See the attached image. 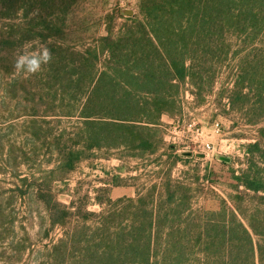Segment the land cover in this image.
I'll return each mask as SVG.
<instances>
[{
  "label": "clouds",
  "instance_id": "obj_1",
  "mask_svg": "<svg viewBox=\"0 0 264 264\" xmlns=\"http://www.w3.org/2000/svg\"><path fill=\"white\" fill-rule=\"evenodd\" d=\"M31 46V43L25 44L23 53L16 58L14 70L17 74H36L42 66L52 61V53L47 45L40 44L35 51L29 50Z\"/></svg>",
  "mask_w": 264,
  "mask_h": 264
}]
</instances>
